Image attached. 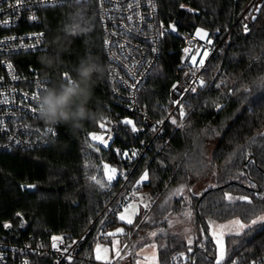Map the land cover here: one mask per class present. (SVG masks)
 I'll list each match as a JSON object with an SVG mask.
<instances>
[{"label":"trees","instance_id":"trees-1","mask_svg":"<svg viewBox=\"0 0 264 264\" xmlns=\"http://www.w3.org/2000/svg\"><path fill=\"white\" fill-rule=\"evenodd\" d=\"M158 4L160 18L165 24L175 23L177 29L189 33H195L197 27H202L221 44L220 49L223 51L210 61L205 75L208 79L224 75L229 83L220 90L213 87L211 91L197 90V93L188 96L186 109L189 117L186 123H191L190 129H176L168 121L166 140L156 142L159 152L152 154L154 156L146 167L150 180L145 182L140 191L145 194V200L148 196L153 198L151 211L147 214L155 222L142 220V207V215L136 218V226H127L129 235L122 238L125 243L130 240V244L136 248L155 242L162 264H193V261L195 264H214V241L209 232L200 231L201 227L206 226L201 213L224 222L234 216L248 220L251 218L249 212L259 214L264 211V201L256 196H253V205L240 201L229 205L224 199V192L252 195L257 190L249 188L248 181L256 183L258 188H264V138L257 137L255 143L250 142L258 132H264V91L254 92L248 103L243 105L235 97L220 96L221 92H227L228 88L234 86L232 81L251 85L255 78L264 75V59L258 62L250 58V55L264 57V8L258 15L254 11L256 7L264 5V0H159ZM181 4L197 11L188 12L187 8L180 7ZM250 12L257 17L255 21L251 19ZM243 23H248L251 29L248 34L243 32ZM40 29L46 33L48 50L20 57L22 68L32 67L43 75L47 70L53 80L62 77L63 71L73 75V69L80 60L91 55L99 57L109 71L99 14L90 5L44 10ZM57 52L62 60L61 67L55 71L46 69L40 57ZM183 57L180 40L167 37L162 45L159 65L139 96L140 111H145L154 121L171 112L168 92L181 77L182 72L178 67ZM108 71L95 87L93 105H99L104 118L118 121L133 117L115 104ZM217 97H220V103L227 105L221 112H217L211 104ZM174 115L179 120L178 115ZM137 122L138 132H132L130 125L121 123L109 147L97 145L101 148L100 152L88 148L85 143L87 133L101 131L98 122H88L76 132L60 124L59 138L48 148L0 154V235L15 237L19 234L27 239L32 236L44 242H49L52 235L62 234L71 239L79 237L106 206L119 184L116 181L113 187L101 188L88 177L96 175L107 183L99 167L101 162L109 163L119 170L127 169L131 166V160L120 157L116 149L132 152L152 139V134L142 128L139 120ZM205 128L209 129L210 134L201 136ZM212 128L220 135L211 134ZM194 137H200L195 145L192 143ZM247 151L251 152V156L245 159L242 153ZM233 152L236 154L232 162L226 164V159ZM253 159L255 164L249 163ZM214 172L216 175H213ZM189 176L191 179L187 178ZM184 183L195 192L208 189L204 196H192L191 192L185 190V196H191L198 229V236L192 245L181 237L167 234L170 218L182 217L181 212L188 207L182 197L172 194L173 189ZM28 184L36 185L33 193L22 192L21 186ZM169 197V203L161 208ZM17 212L22 213L27 221L25 230H22ZM5 222H10L12 228H4ZM121 225L118 218H114L108 231ZM158 229H165L166 234L158 232L157 237L150 238L148 234ZM103 241L110 242V238L104 237ZM200 244L205 247L201 248ZM190 246L192 252L187 251ZM226 246L239 264L264 260V228L257 226L247 237L235 243L226 238ZM129 250L132 251V247ZM180 252L185 253L187 261L184 257L173 261V257ZM129 257L123 261L128 260L129 263Z\"/></svg>","mask_w":264,"mask_h":264},{"label":"built area","instance_id":"built-area-1","mask_svg":"<svg viewBox=\"0 0 264 264\" xmlns=\"http://www.w3.org/2000/svg\"><path fill=\"white\" fill-rule=\"evenodd\" d=\"M158 2L159 0H103V3L101 0H23V6L14 10L8 5L9 3L15 4V0H0V8L3 9L0 11V101H8L7 104L0 103V121L3 122L0 123V154L17 150L36 151L45 149L55 144L59 138V125L52 127L55 134L48 132L47 129L50 126L40 119L39 113L34 115L29 107V105L38 107V103L31 100L32 93L37 91V78L44 82V86L51 84L52 79H42L43 74L32 67L22 68L19 58L48 50L46 33L40 29L42 11L72 5H90L91 9L98 11L104 37L103 45L109 62L108 79L115 104L133 116L129 118L136 123L138 129L137 120L142 123V128L152 134L150 142L138 149L139 154L136 159H130L132 163L129 168L119 170L116 167L118 169L117 178L111 182V187L116 181H119V184L112 192L106 206L98 212L88 228L75 238L78 243L73 246L74 251L70 250L74 256L73 264L95 263L94 258L90 259L89 257L90 255L93 257L95 244L103 241L104 237L100 236V231H108L110 223L115 218L114 213L122 211L126 202L138 198V196L133 197L132 193L134 191L140 192L143 185L137 187L135 181L139 179L150 163L152 156H154L152 154L159 152L157 150L159 146L156 142L166 140L168 121L165 122V125L158 126V131L153 133L151 127L155 125L156 121L150 119L145 111L139 109L140 92L159 65L164 41L170 36L179 39L180 52L183 56L185 55L184 47L191 46L193 48V53L189 55L194 54L198 47L201 48V52L203 51L201 46L205 42L201 41L195 33L179 29L177 32L170 30L169 25L160 18ZM33 15L37 17L36 20L31 19ZM161 24L164 25L163 29H161ZM161 31H165L164 36L159 35ZM41 32L44 33V36L41 37L40 44L36 48L21 46L35 44L36 36L34 34ZM210 38L214 44L207 45L213 51L209 56V61H206V69L209 62L220 53L221 46L211 35ZM105 40L110 41V43L106 45ZM153 48H156L157 51L153 52ZM199 58L197 59L199 60ZM8 63L13 65L11 70L7 67ZM189 67L190 61L183 59L178 67L182 72L180 79L177 80L179 81L178 87H186L191 83V76L186 77L184 75ZM129 70L135 74L134 78ZM202 72L209 84H212L213 81L206 77V72L204 70ZM200 74L198 73V75ZM13 75L17 76L18 79L13 80ZM121 77L128 81V84L136 83L138 80L137 88L133 90L127 87L121 82ZM198 90L203 89L198 88ZM40 91L42 93V89ZM25 93L28 94L27 98H25ZM190 94H192L190 91L188 93L179 91L174 93L170 88L168 100L184 95L186 108ZM171 106V113L178 115L177 106L172 104ZM107 119L112 121L107 127L113 129V140L121 128L122 120ZM160 128L163 131H160ZM103 131L101 129L99 133ZM17 140L20 143H17ZM112 140L109 141V144ZM120 150L121 154H118L120 157L125 158L122 156L124 151H128L129 157H131L129 150ZM121 172L128 175L127 181L120 175ZM101 220L104 221L103 225L100 223ZM22 230H25L24 226ZM41 243L44 245L43 248L39 247ZM0 254H3L0 264H23L25 260L29 261L30 264H56L57 260L60 261V264H67L64 256L51 247V239L49 242H44L42 239H36L32 236L27 239L19 234L15 237L0 235ZM262 261L264 260H259L257 264H261Z\"/></svg>","mask_w":264,"mask_h":264},{"label":"snow or ice","instance_id":"snow-or-ice-1","mask_svg":"<svg viewBox=\"0 0 264 264\" xmlns=\"http://www.w3.org/2000/svg\"><path fill=\"white\" fill-rule=\"evenodd\" d=\"M101 3H103V0H101ZM9 8H12L14 10H18L19 7L23 6V0H15V4L9 3ZM180 7L183 9L186 6L184 4H181ZM129 8H131V5H129ZM262 8H264V5L258 6L254 9L255 12L260 13ZM0 11H3L2 8H0ZM188 12L194 13L197 10L193 8H187ZM249 15L251 16V19L255 21L257 17L255 15H252L250 12ZM142 18V17H141ZM32 20H36L37 17L35 15L31 16ZM131 19V17H129ZM247 19V17H245ZM6 23V22H5ZM164 25L161 24V29H163ZM169 28L172 32H177V25L175 23H172L169 25ZM243 32L245 34H248L251 29L249 28L248 23H243L242 25ZM217 32H219V29H216ZM36 36V43L32 45H21L22 47H30V48H36L38 44H40L41 37L44 36V33H36L34 34ZM160 36L165 35V31H161L159 33ZM195 35L199 37L201 41H204L205 44L201 46L203 48V51L201 52V48L198 47L194 54L189 55L190 53H193V48L191 46L184 47V60L190 61V67L188 71L184 73L186 77L189 75L191 76V83L186 87H178L179 81L177 83L172 84L171 88L174 93L181 92V93H188L189 91L191 93H197L198 88L199 89H205L208 91H211V89L214 87L216 90H220L222 88H225L228 86L229 81L225 79L224 75L220 76H211L209 77L210 80L214 81V84H209V81L205 79L204 72L207 71L206 69V61H209V56L211 52L213 51L212 48H208L207 45H213L214 41L210 38L209 32L202 28L197 27L195 29ZM110 41L105 40V44H109ZM123 47V45H121ZM153 52H156L157 49L153 48ZM222 52L223 49H220ZM54 55H57L56 53H53ZM115 55V54H113ZM197 57H200L199 60ZM251 59H254L256 61H261L264 59V57L260 55H250ZM150 63V62H149ZM210 63V62H209ZM7 67L9 70L13 68V65L11 63L7 64ZM219 71V69H217ZM130 74L135 77L134 73H131V70H129ZM198 73H201L198 75ZM62 78L66 82H71L73 79V75L70 74L69 71H63ZM13 80L18 79L17 76H12ZM121 82L125 84L127 87L135 90L137 88V84H139V81L137 80L136 83L128 84V81L124 80L123 77L120 78ZM233 87L228 88L227 92H221L220 96H227L229 98L235 97L237 98V101L243 105L245 103H248L249 98L253 96L254 92H260L264 91V75L259 76L255 78L252 81L251 85L244 84V83H237L236 81H232ZM36 87L37 91L33 92L31 95V100L38 102L39 97L41 95V89L42 92L46 91L47 89L44 86V82L40 81L39 78L36 80ZM115 90V88H114ZM25 98L28 97V94L25 93ZM220 97H217L216 100L211 101L212 106L215 108L217 112H221L227 105L219 102ZM135 103V101H133ZM0 103L7 104L8 101H0ZM169 103L177 106L178 116L179 120L176 115H173L171 112L168 113V115L158 121L155 122V125L151 127V131L153 133H156L158 131V126L165 125L166 121L170 122V126H174L176 129L184 130L186 128H191V123L187 122V119L189 117V112L185 108V102H184V95H179L178 98H173L169 100ZM131 106V105H130ZM207 106V102L205 104ZM30 107L31 112L35 115L36 113H39V105L38 107ZM191 107V105H189ZM251 110V108L249 109ZM0 123H3L0 121ZM112 123L110 119L104 118L98 121L99 128L104 130L101 133L97 132H89L87 133V137L85 139V143L87 144L88 148L94 149L95 152H100L101 148L97 145H102L105 148L109 147V141L112 140V133L113 129L110 127H107L108 124ZM123 125L131 126L132 132H138L140 129H138L136 123L130 119L125 117L122 122ZM160 131H163L162 128L159 129ZM48 132H52L55 134V130L52 127H49L47 129ZM211 134L214 135H220V133L215 129L212 128ZM210 134L209 129L205 128L201 132V136H208ZM257 137L264 138V132H258L256 136L251 138V143H255L257 140ZM90 141L89 142V139ZM200 140V137H194L192 143L195 145ZM17 143H20L19 140L16 141ZM117 154H121L120 149H116ZM139 154L138 150H132L131 157H129V152L124 151L122 153V156L125 158H134ZM235 152L231 153L228 158L226 159L225 163H231L232 158L235 156ZM187 155V153L185 154ZM242 155L245 159H248L251 156V152H243ZM161 165H164L163 161L159 162ZM249 163L255 164V160H250ZM191 169H189L190 171ZM117 172L118 169L114 166H112L109 163H103V175L107 177V183H105L104 180L98 179L96 175H92L88 177L91 181H93L96 185H98L101 188H109L112 186L111 182L115 181L117 178ZM120 175L123 177L125 181L129 179L128 175L124 172H121ZM197 177L199 176V172L196 173ZM213 175H216L214 172ZM241 175H244V173H241ZM188 179H191V177H187ZM150 180L149 171L145 169L143 173L140 175L139 179L135 181V184L137 187L142 186L145 184L146 181ZM26 187L29 188H35V184H28ZM210 187H218V185H210ZM248 187L251 189H256L252 195H233L231 192H224V199L228 202L229 205L235 204L237 201L240 202H246L248 205H253V196H256L258 199L264 201V188H258L256 183H253L251 181H248ZM188 190L191 192L192 196H204L205 192L208 189H204L203 191L195 192L192 191V188L189 187L187 183L180 184L178 187L173 189V195H178L183 198V203L186 204L188 207L186 210L181 212V215L186 217L189 220L194 219L193 211H192V199L191 196H185V190ZM133 197H139V199H132L130 202H126L123 206L122 211H116L114 213V217L118 218L119 221L124 223V226L116 227L114 231H100V236L102 237H110L111 238V247L102 245L100 243L95 244L94 248V259L96 261L102 262V264H114V261H120L123 259H126L127 256H133L134 264H162L159 253H158V245L155 242L144 244L138 252L133 253L131 250H129V245L127 243H123L118 238L120 236L127 237L129 235L128 232H126L127 226H136V218L138 216H141V207L144 209V214L142 216V220L144 222H152L154 223V219L152 216H149L147 213L151 211V206L153 203V198L151 196H148L147 200H145V194L140 193L138 191H134L132 193ZM171 197H169L167 200L164 201V203L160 206L161 208L164 207L165 204H168ZM200 207H203V205H200ZM16 215L20 217L21 219V227H23L27 221L23 219V214L20 212H17ZM170 215V214H169ZM202 218L204 219V223L206 226L201 227L200 231L204 233H211V240L214 241V264H239L238 260L232 258V254L230 253L229 248L226 246V237L229 239L231 243H235L238 239H243L247 237L257 226L260 228H264V211L259 212V214H254L253 212H249L248 216L251 217L248 220L242 219L240 216H234L231 219H227L224 222H218L217 220L213 219L211 215L205 216L204 213H201ZM167 219V217H165ZM100 223L103 225L104 221L101 220ZM169 225L172 226V221L169 220ZM3 227L6 229L12 228V224L10 222H5L3 224ZM190 231V229H189ZM159 233H165V229H158L156 231L150 232L148 235L152 238L157 237ZM205 239H208V236H205ZM143 240V238H141ZM78 241L76 239H71L69 237H66L64 235H52L51 236V247L55 249L57 252H59L61 255L64 256L65 260L67 261V264H73L74 256L72 254V251H74L73 246L77 245ZM193 241L191 238H188V244L192 245ZM63 246V247H62ZM40 248H43L44 245L41 243L39 245ZM163 247H167V245H163ZM201 248H204V244H200ZM123 248V252H122ZM145 249H152V252L150 254H145ZM72 250V251H70ZM188 252H192L193 248L190 246L187 249ZM178 257H184L185 261L188 260V257L185 255L184 252H180L177 254V256L173 257V261H175ZM90 259L93 258L91 255L89 257ZM3 259V254H0V260ZM23 264H30L29 261L25 260ZM56 264H60V261L57 260ZM193 264H195V261H193ZM251 264H257L256 260H252ZM261 264H264V261L261 262Z\"/></svg>","mask_w":264,"mask_h":264},{"label":"clouds","instance_id":"clouds-1","mask_svg":"<svg viewBox=\"0 0 264 264\" xmlns=\"http://www.w3.org/2000/svg\"><path fill=\"white\" fill-rule=\"evenodd\" d=\"M45 54L40 62L46 69L55 71L62 65L59 52ZM108 71L107 66L97 56L82 58L73 69L72 81L66 82L62 77H56L52 83L45 86L39 100L40 119L50 127L60 124L68 126L76 132L84 128L88 122L96 123L104 118L99 105H93L95 87L100 78ZM51 74L46 70L42 79L49 80Z\"/></svg>","mask_w":264,"mask_h":264},{"label":"rangeland","instance_id":"rangeland-1","mask_svg":"<svg viewBox=\"0 0 264 264\" xmlns=\"http://www.w3.org/2000/svg\"><path fill=\"white\" fill-rule=\"evenodd\" d=\"M101 163H100L101 166H99V167H100V169L103 170V163L104 162H101ZM105 179L107 180V177H105ZM138 199H139V197L137 198V200ZM170 220L172 221V226L169 225V229L167 230V234H169L171 236L181 237L187 243H188V238H191L192 241H194V239L198 236V229L196 228L195 219L189 220V219H187L184 216H182V217L173 216V217L170 218ZM121 223H122L121 226H124V223L123 222H121ZM189 229H190V231H189ZM114 230H111V231H114ZM209 234H210V237H211V233L210 232H209ZM118 238L122 241V244L125 243V241L123 240L122 236H120ZM150 238H152V237H150ZM100 244L111 247V238H110V242L102 241V243H100ZM127 244H129V249H131V247H132L133 253L138 252L140 250V248H136L135 245L133 246V244H130V240L127 242ZM123 251L124 250L122 248V252ZM151 252H152V249H145V254H150ZM93 258H94V251H93ZM128 259H129V263L127 262L128 260L126 262H124L123 260H120V261H114V264H125V263L126 264H134L133 256H130ZM96 262L97 263H102L100 261H96Z\"/></svg>","mask_w":264,"mask_h":264},{"label":"water","instance_id":"water-1","mask_svg":"<svg viewBox=\"0 0 264 264\" xmlns=\"http://www.w3.org/2000/svg\"><path fill=\"white\" fill-rule=\"evenodd\" d=\"M259 13L256 12V15H258ZM137 157V156H136ZM136 157H134V159H136ZM21 190L22 192H29V193H33L35 188H29V187H26V185H22L21 186Z\"/></svg>","mask_w":264,"mask_h":264}]
</instances>
